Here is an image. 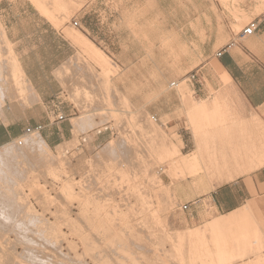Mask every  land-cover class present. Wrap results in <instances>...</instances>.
Returning <instances> with one entry per match:
<instances>
[{
    "label": "crops",
    "instance_id": "0c3cea01",
    "mask_svg": "<svg viewBox=\"0 0 264 264\" xmlns=\"http://www.w3.org/2000/svg\"><path fill=\"white\" fill-rule=\"evenodd\" d=\"M33 1H0L5 35L12 44L17 64L29 80L26 93L18 94L17 86H21L19 83L16 86L13 79L8 58L11 52L3 47L0 34V55L2 58L8 55L7 66L3 59L0 63V148L22 136L26 128L37 126L42 127L39 134L50 149L72 141L71 120L78 116L79 111L71 107L54 73L79 54L78 49L103 73L84 52V47L82 49L78 44L80 42H75L78 33L122 71L134 72V80L128 74L122 75L117 84L118 91L126 96L133 88L134 95L129 94V101L134 104L144 102L146 88H150L151 101H159L157 88L160 79L153 78V73L156 75L165 70L173 79L190 72L196 74L195 81L184 83L190 99L187 95L182 101L178 92L172 90L166 101L168 126L180 139L182 154L179 146L177 150L181 156H195L197 152L204 151L206 154L197 159L214 161L218 160L216 152L222 151L223 160L229 167L246 168V159L242 155L252 151V145H258V142L260 146L257 149L263 148L264 137L262 141L258 138L264 136L263 2L60 0L59 4H54L53 0ZM60 3L64 10L73 9L71 20L78 23L74 28L78 32L76 35L67 25L60 31L54 30L53 27L62 26L65 20L61 19L62 7L57 8ZM55 10L61 11L60 15ZM59 21L62 23L56 26ZM250 22L257 24L254 34L242 36L241 31ZM162 40L168 41L166 48L162 46ZM180 51H183L181 58L163 61L162 54L175 55ZM7 76L14 96H30V99L38 101L27 106H3L11 99ZM54 99L60 100L56 108L52 105ZM200 103L206 112L201 119L202 135L199 133L196 139L187 120H190L192 109ZM59 114L65 119L53 123L51 118H57ZM105 138V134L98 133L95 142L101 143ZM200 139H203V144L198 146ZM232 152H240L237 164L233 163ZM260 155L256 161H264V151ZM206 179L194 176L185 181L175 180L178 182L173 186L176 198L182 206H187V210H181L182 218L177 222L179 228L183 231L205 229L203 227L217 223L214 234L206 227L207 234L204 232L203 237L206 243L211 245L214 241H222V248L224 245L226 249L229 247L230 255L242 258L239 261L237 257L236 263L264 261L261 257L252 261L244 259L247 254H256L264 248V163L249 172L237 169L232 180L218 186L211 187ZM165 180L172 182L167 176ZM217 242L215 246L218 248L221 245ZM261 255L264 256V251Z\"/></svg>",
    "mask_w": 264,
    "mask_h": 264
},
{
    "label": "bare ground",
    "instance_id": "6f19581e",
    "mask_svg": "<svg viewBox=\"0 0 264 264\" xmlns=\"http://www.w3.org/2000/svg\"><path fill=\"white\" fill-rule=\"evenodd\" d=\"M59 1L60 0H53V3L59 4ZM257 1L263 2L264 4V0ZM61 7L62 5L60 3V6H57V8ZM42 9L44 10V7H42ZM61 9L62 13L58 10L55 11L59 12V15L60 13L61 15L63 14L61 19H65L64 21H66L71 17L73 9L67 10L65 8L64 10V7ZM53 18L54 17H52V20ZM54 20L56 19L54 18ZM60 23H62V21H59V23L55 25L57 26ZM0 34L3 36L4 46L9 52H11V71L13 73V79L17 83H15V85L17 86L19 83L21 86L20 88L17 86V89L19 90H17V93L23 95L28 89L27 85L29 86V80L27 81L26 75H24L20 69L12 54V44L7 40L5 29L1 22ZM76 36L77 38L74 39H77V41L75 42L79 41L80 43L78 44L80 46L82 45V49L84 47V52L102 69L103 73L101 75L104 78L108 77L112 71L116 70L115 67H112L113 69L108 67L106 56L92 47L89 41H86V39L80 36L79 33ZM167 43V40H162V46L164 48H166ZM182 52L183 51H180V53L175 55H172V53L169 52L171 54L164 53L162 54L163 56H161L166 63L167 59L170 61L173 58L175 60L179 57L181 58ZM61 75L59 74V76H57L60 77ZM177 82L179 83L178 89L181 88L180 92L182 94V91L187 89L184 86L185 82L182 80ZM186 91L188 92V90ZM122 101H124L123 98ZM109 103H111V101ZM205 112L206 110L202 103L197 104L191 111L190 124L196 139L198 138L199 133L202 135L201 131L203 124L201 119L204 118ZM150 122H148L145 127H138L134 123V120H130L131 128L135 129L136 126L139 128L140 134L138 139L139 137L141 139L139 142H142V145L145 147L144 149L147 151V157L144 158L143 155L145 154L141 155L142 153L140 152V150H142L140 148L142 145L138 146V141L135 139L136 137H126L127 143H130V146H132L131 149L133 148L132 156L134 161L138 164V173L136 174L135 170L127 166H124L121 169H116L114 166H108L106 170L101 169L102 171L100 172H103L101 176L100 173L98 175L99 179H104V182L99 180L103 182H100V185L102 184L101 186H104V188L106 185L110 188V186H108L110 184L112 187H117L118 184H121L128 196L134 197L139 201L138 210H132V208L125 212L123 210H116L119 207L117 208V206L109 205L106 200L105 201L108 204L105 202L103 203V200L102 202L98 201L99 198L97 199L94 195L87 192L80 183H73L69 180H64L59 188V192L60 194L62 193V196H64V198L66 197L67 200H72H68L69 202L67 201L69 203L68 205L74 201L77 202L76 207L78 208V212L75 216L76 218H72L69 210H55V212L45 211L47 213L49 212L48 214L54 219V221L51 222L44 218L43 210V213L40 212L42 215L38 213L37 210H34L28 201V195L24 193L20 185L15 186L14 192H11L6 183L2 182L0 179V198L2 199L3 197V199H10V197H12L14 198V205L24 209L10 210V217L12 218H10L12 220L10 223L11 225L14 223L12 232L14 234V239L12 240L8 236L9 239L6 237V241H0V264H171L172 262V264H264V261L262 260L254 261L255 263H236L238 256L234 257L231 254L233 256L231 257L227 250L229 247L226 249L227 246L224 245L222 248V241H214L211 245L210 243L205 242L203 237L207 226L203 227L205 229L176 230L177 232L175 231L174 233L169 234V232H167L168 228H166L167 225L165 224L166 221L161 219L160 214L161 212L163 214L164 211L170 207L169 205L172 201L177 199L175 193L176 190H174V188L168 190V186L166 188L160 178V170L158 173L153 170L154 166L160 163V160L172 159L165 170V173L167 174L166 176L171 181H185L189 177L194 176L199 179L206 177V180H209V185L214 187L223 182L232 180L237 169L247 172L258 169L260 164H263L264 161H256V159L261 156L260 154L264 151L262 150L264 146L263 148L261 146V152V150L257 149L258 146H260L258 142V145H252V151L245 152V154L242 155L246 159V168L229 167L228 162L223 160L224 155L222 151L216 152V158H218V160L204 161L201 159L199 161L197 158H202L206 152H197L195 156H181L176 146L168 141L166 135L158 127H155L154 124L157 122ZM86 123H88L86 118L78 120V124ZM29 136L30 137L27 140L30 149L29 152L18 151L14 148L10 149V151L0 150V176L3 174L5 176L7 174L6 171L8 170H10L8 172H10L9 175H11V177L18 175L21 171H24L26 175L32 176L33 169L24 168L25 165L22 162V159L25 155L34 154V156L39 159V162L41 161L47 166L46 174L52 180L59 181L64 174L62 160L66 152V148H64L66 147L64 146L66 143L63 146L60 145L55 148L58 154V157L56 156V158H59L60 162L58 168H53L51 162L54 155H52L51 149L39 136L38 132H34ZM23 137H26V135L20 136L15 141H22L19 139ZM263 137L264 136H259L258 138L262 141ZM258 138L257 141H259ZM202 140L203 139H200L198 141V146L203 144ZM239 156L240 152H232L234 164L238 163L237 159L240 158ZM38 159L36 161H38ZM139 174L142 178V183L146 185L147 189L141 187V184L136 183V175L139 176ZM97 178L98 177H96V181ZM35 187L36 184L32 183L29 186V190L32 191ZM75 188H78L79 192L75 193ZM45 195L44 204H52V200L46 193ZM59 218L62 219V222H59L61 221ZM1 219L3 220V217ZM79 221L82 222V224ZM28 223L31 224L28 225ZM215 224L214 226L213 224H210L209 226L212 227H207L211 234L212 232L214 234L215 228L217 229L218 227V225ZM211 228H214V231H211ZM219 229H221V227ZM11 231L12 229H10V232ZM168 241L171 243V250L169 248V251L164 249V244ZM216 242L218 244L221 243L222 245L220 244L221 246H218L217 248V246H215ZM17 247L21 248V253L19 254L18 252L16 253ZM79 248L82 251H80V254L78 251ZM220 248L223 250L221 251ZM224 249L231 258H228V256L226 257L227 254L224 252ZM229 252H231L230 249ZM85 256H89L90 260L88 261H90V263L84 261ZM241 259L242 258H239V261Z\"/></svg>",
    "mask_w": 264,
    "mask_h": 264
},
{
    "label": "rangeland",
    "instance_id": "374dc122",
    "mask_svg": "<svg viewBox=\"0 0 264 264\" xmlns=\"http://www.w3.org/2000/svg\"><path fill=\"white\" fill-rule=\"evenodd\" d=\"M8 1L10 3L14 2V0H8ZM73 16L74 14L72 15V17L64 21V24L62 26L58 28L53 27L54 30L60 31V29H64V25H67L69 27V30H73L77 32V30H75L74 27L71 25V21H72L71 19L73 18ZM0 22L3 25V20L1 17H0ZM66 34H67L66 31H64V35L67 37ZM78 50H79V54H75V56L69 60L68 64L64 65L60 69H57L56 72L54 73L56 79L60 81L61 88L64 92V95H66L67 100L71 103V107L74 106V108H76V110L79 111L78 116L76 117L73 116L74 119L71 120V124L73 126L72 141L66 142L65 145L63 144L64 146H66L64 147L66 148V152L62 160L63 161L62 168L64 174L62 175L59 181L52 180L46 174L47 166L43 162L41 161L39 162V159L36 156H34V154L27 153L28 155H25L23 157L22 162L25 165L24 168L33 169L32 176L26 175L24 171H21L18 175L16 176L14 175L11 177V175H9L10 172H8L10 170L6 171L7 174L6 173L5 174L7 176L6 175L4 176V174L0 176L2 182L6 183V185L10 188L11 192H14L15 186L20 185L24 193L28 195V201L30 205L34 208V210H37L38 213L42 212L43 210L44 218L48 219L51 222H53L54 219L48 214L49 212L47 213L45 211L55 212V210L56 211L69 210V213L72 218H76L75 216L78 212L77 211L78 208L76 207L77 202L73 200L74 202L68 205L69 204L68 202L72 200L68 199L69 200L68 201L66 197L64 198V196H62V193L60 194L59 192L60 190L59 188L61 187L62 182L64 180H69L73 183H80L87 192L91 193V195H94V197H96L97 199L98 198L101 199V200L98 199V201L102 202L103 200V203L104 202L106 203L107 201L109 205L117 206V208L119 207L118 209L115 208L116 210H123L124 212L131 208L132 210H138L139 201L134 197L128 196L125 192L124 187L121 184L120 185L118 184L120 187L118 185L117 187H115L114 185H113L114 187H112V185L110 184L108 185L110 186V188H108L106 185L105 187L106 190H105L104 186H101L102 184L100 185V182L103 183L104 179L103 178L99 179L98 176L99 173L101 176L103 172L101 173L100 171L104 169L106 170L108 166H114L116 169H121L122 167L127 166L135 170L136 174L138 173L137 172L138 164L136 161H134L132 156L133 148L131 149L132 146H130V143L128 144L126 141V137L128 136L132 138L136 137L135 139L136 141H138V146L142 145V142L141 143L139 142V140H141L140 137L138 139L140 132L137 126L145 127V125H147L148 122L150 121L153 122L154 121L153 118H154L157 122V123L154 122L155 124L153 123L155 127H158L166 135L168 141L173 145H175L176 148L177 146H179L180 153L182 154L181 151L182 145L179 144L180 139H178L176 134L173 133V130L168 126V122H170V120L167 118L166 115L167 114L166 101L168 95H170L173 92L169 87L170 84L172 82L179 81L183 76H180L179 79H173L172 77L169 76L168 71L165 70H160L157 73L158 75L157 74L155 75L153 73L152 75L153 78L158 77L160 79L159 81L160 86L157 88L159 101L152 102L150 88H146L143 97L144 102L141 104H134L129 101L130 100L129 94L131 95L134 92L133 88H131L128 91V96H126L127 94L126 95L121 94L117 88V84L119 83L122 75L128 74L131 80H134L135 79L134 72L130 73L127 71H122L114 64V62L111 59L109 60L106 57L108 67L113 69L112 66H114L116 70L112 71V73L108 77L104 78L100 73L101 71L97 69L90 61H88V58L83 53V51L81 49ZM7 56L8 55L6 54L2 58L0 55V63L4 60L3 64L6 66H7V59L10 57L8 56L7 58ZM1 71L2 69L0 70V76H1ZM56 74L58 76L59 74L62 75L58 77ZM147 78H149V76H147ZM7 79H8L7 80L8 94L11 97V99L7 102L8 103L7 105H3V106L10 107L13 104H21L27 106L29 104L34 103L35 101H38V100L30 99V96L29 97L14 96L8 76ZM142 79L144 83L147 81L146 76H144ZM177 89L178 87L176 88L175 91L178 92V94L180 95V99L182 101L186 98L187 95L189 99L191 98L190 94H188L186 90L182 91L181 94L180 92L181 88H179L178 90ZM61 96L63 95H60V97ZM86 96L89 97L87 98ZM122 98L124 101H122ZM108 101L109 102L111 101L112 105ZM58 102H60L59 99L58 100L54 99V104L52 105L56 108L59 106ZM84 118L87 119L88 123L78 124V120ZM64 119L51 118V120L54 121L53 123L61 122ZM131 119L134 120V123L137 125L135 129L131 128L130 126ZM187 121L190 127L191 126L189 122L190 120L188 119ZM82 133L83 135H81ZM98 133L105 134L106 137L104 141L101 143L95 142ZM29 137L30 136H26L19 139L22 140L21 146L17 145L18 141H13L9 145L0 148V150L10 151V149L14 148L18 151L29 152L30 149L27 143ZM83 141H85V143H83ZM142 147H140L142 149L140 150V152L142 153L141 155L145 154L143 155L145 158L147 157L146 156L147 151L144 149L145 148L144 145H142ZM51 153L52 155H54L51 165L53 168H58L60 160L59 158H56V156L58 157L56 149L52 148ZM37 159L38 161H36ZM171 160L172 159L160 160V163L156 164L153 169L154 172L157 173L160 170L159 172L160 178L163 181L166 188L168 186V190L173 189V186L178 183L177 181H172L171 183H168L165 180V176L167 175L165 173L166 172L165 170L167 169L168 164L171 162ZM96 177H98L97 181H96ZM114 178H118V177H114ZM99 180H102L103 182ZM32 183H35L36 187L33 188L32 191H30L29 186ZM136 183H139L141 184V187L146 188V185L142 183V178L140 174L139 176L136 175ZM77 192H79V190L78 188H75V193ZM45 193L52 200L51 201L52 204H48V203L44 204V199L46 197ZM2 199L0 198V241L4 242V240L6 241V237L8 238V236L10 239L12 240L14 239V234L12 233L14 228V223H12V225L10 223V221L12 222L11 220L12 218L10 217L11 215L10 210H24V209L15 206L14 205L15 203L13 202L14 198L12 197H10V199H3V200ZM171 204L169 205L170 207L166 210L167 212L164 211L163 214L162 212L160 214L161 219L166 221L165 224L167 225L166 228H168L167 232H169V234L174 233L176 230L183 231L177 225V222L180 221V219L182 218V212H181L182 204L177 199H175V201H172ZM42 213L40 214L42 215ZM2 217L3 220L1 219ZM59 220H58L59 222H62L61 218H59ZM80 223L82 224V222ZM30 224L28 223V225ZM10 229H12L11 232ZM165 243L166 244H164V249L169 251L170 248L171 250V246H170L171 243L169 241ZM78 251L79 254L82 252L80 248L78 249ZM262 251H264L263 247L260 248L258 253L256 254L253 253L247 254L244 257V259L252 261L257 257L264 258V256L261 255ZM17 252L18 254L21 253L20 247H17L16 253ZM87 257L86 256L84 257V261L86 263H90V261H88L90 260L89 256Z\"/></svg>",
    "mask_w": 264,
    "mask_h": 264
},
{
    "label": "built area",
    "instance_id": "2783aa9c",
    "mask_svg": "<svg viewBox=\"0 0 264 264\" xmlns=\"http://www.w3.org/2000/svg\"><path fill=\"white\" fill-rule=\"evenodd\" d=\"M72 26L74 28H77L78 27V23L75 22V21H72ZM256 22H250L248 23L244 28L243 30L241 31V35L242 36H245V37H248V36H251L252 34H254L255 30H256ZM219 56V54H218ZM197 78L196 74L194 72H190V73H187L185 74L180 80H182L183 82L187 83V82H193L195 81ZM179 83L178 82H172L170 84V89L171 90H176V88L178 87ZM57 118L59 119H64V116L62 114H59L57 115ZM153 120L156 122V120L153 118ZM42 127L41 126H37L35 128H26L22 134L23 135H26V136H29L31 134H33L34 132H38V134L40 133ZM83 143H85V141H83ZM18 145H22V141H18L17 142ZM181 210H187V206L186 205H183L181 207Z\"/></svg>",
    "mask_w": 264,
    "mask_h": 264
}]
</instances>
